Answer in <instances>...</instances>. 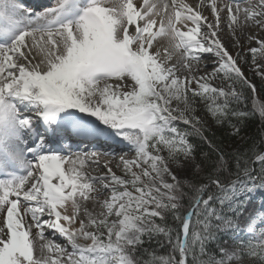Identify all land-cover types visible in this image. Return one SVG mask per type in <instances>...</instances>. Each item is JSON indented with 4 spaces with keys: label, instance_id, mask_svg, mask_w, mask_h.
Returning <instances> with one entry per match:
<instances>
[{
    "label": "snow or ice",
    "instance_id": "6c2138e0",
    "mask_svg": "<svg viewBox=\"0 0 264 264\" xmlns=\"http://www.w3.org/2000/svg\"><path fill=\"white\" fill-rule=\"evenodd\" d=\"M244 65L264 0H0V264H264Z\"/></svg>",
    "mask_w": 264,
    "mask_h": 264
},
{
    "label": "trees",
    "instance_id": "16d2710c",
    "mask_svg": "<svg viewBox=\"0 0 264 264\" xmlns=\"http://www.w3.org/2000/svg\"><path fill=\"white\" fill-rule=\"evenodd\" d=\"M249 78V77H248ZM253 84L257 86V95H260L261 102H264V86L261 85L260 79H251L249 78ZM250 100H249V108H251V92H249ZM213 131H216L217 138L218 140H224L225 145H229L231 147H236L237 145H241L242 142L238 138H231V139H225L219 131L213 127ZM261 133V128H260V120L259 118H254L252 120H249L247 122V127L242 131L241 135L249 137L248 143H251L252 141H259ZM246 146V145H245Z\"/></svg>",
    "mask_w": 264,
    "mask_h": 264
},
{
    "label": "rangeland",
    "instance_id": "374dc122",
    "mask_svg": "<svg viewBox=\"0 0 264 264\" xmlns=\"http://www.w3.org/2000/svg\"><path fill=\"white\" fill-rule=\"evenodd\" d=\"M224 42H225L226 44L229 43V41H228L227 38H225ZM229 51L232 52L233 54H235V51H236V50H235L234 48H232L231 46H229ZM209 55H210V54H208V56H209ZM243 68H244V73H245V76H246V77H249V78H251L252 80H253V79H257V78H259L258 76L253 75V73L249 71V67H248L247 65H244ZM256 99H258L259 101H261V99H260V95H257ZM103 159H108V158H107V157H103V158H102V161H103ZM256 203H257V204L259 203V199H257Z\"/></svg>",
    "mask_w": 264,
    "mask_h": 264
},
{
    "label": "bare ground",
    "instance_id": "6f19581e",
    "mask_svg": "<svg viewBox=\"0 0 264 264\" xmlns=\"http://www.w3.org/2000/svg\"><path fill=\"white\" fill-rule=\"evenodd\" d=\"M205 56H208V54H204ZM108 158V157H107Z\"/></svg>",
    "mask_w": 264,
    "mask_h": 264
}]
</instances>
